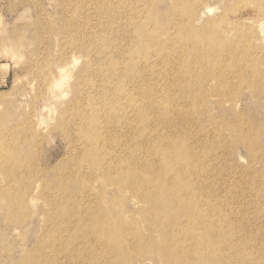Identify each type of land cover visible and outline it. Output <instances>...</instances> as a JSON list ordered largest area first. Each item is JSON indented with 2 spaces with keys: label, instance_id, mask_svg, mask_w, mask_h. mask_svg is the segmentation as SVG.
<instances>
[{
  "label": "rangeland",
  "instance_id": "374dc122",
  "mask_svg": "<svg viewBox=\"0 0 264 264\" xmlns=\"http://www.w3.org/2000/svg\"><path fill=\"white\" fill-rule=\"evenodd\" d=\"M164 1L148 9L152 17L147 26L157 34L164 31L171 41L155 36L138 43L143 13L133 26L127 17L139 5L137 0H0V264H122L116 255L123 256L121 252L131 264H264V184H256L259 189L252 184L264 175V100L247 84L245 74H229L219 82L213 69L220 67V57L203 49L206 41L200 36L212 29L223 46L246 37L251 46H264L254 28L264 17V0H185L182 14L189 3L213 10L198 22L177 25L171 19L174 0ZM179 28L180 46L188 49L176 62ZM132 47L137 54L128 58ZM195 50L198 55L203 51L201 57L195 59ZM155 55L169 63L156 62ZM70 57L75 61L65 67L68 75L51 98L48 77ZM237 67L245 71L242 60ZM229 87L235 94L223 95ZM190 90L196 103L188 106L183 100ZM113 97L118 98V111L135 102L119 116L121 127L114 126ZM138 108V123L140 116H147L158 130L167 131L185 115L196 122V128L186 124V130L226 138L229 152H217L211 159L212 170L222 175L213 194L219 208L236 215L233 239L219 243L208 238L212 246L190 245L168 257L133 245L131 236L127 247L113 248L111 237L92 234H98L92 220L78 231L94 201L113 219L114 229L123 220L126 228L149 234V214L145 219L129 217L131 209L145 213L148 203L139 205L128 197L132 190L121 182L137 172L123 158L138 143L133 132L137 123L132 121ZM232 111L240 115L239 122ZM156 136L153 131L149 141ZM95 145L105 146V152H95ZM147 153L162 173L169 170L163 167L164 154ZM2 155L14 160L23 175H8L14 167ZM108 159L113 163L109 172L93 170ZM152 238L157 235L152 233ZM83 242L97 246L77 249Z\"/></svg>",
  "mask_w": 264,
  "mask_h": 264
},
{
  "label": "bare ground",
  "instance_id": "6f19581e",
  "mask_svg": "<svg viewBox=\"0 0 264 264\" xmlns=\"http://www.w3.org/2000/svg\"><path fill=\"white\" fill-rule=\"evenodd\" d=\"M137 1L139 5L133 7L127 16L129 17L128 21H130L131 26H133L138 16L143 13L144 21L137 31V42L145 43L152 41L156 39L155 36L164 42L171 41V37H168L164 31H162L163 34H157L160 32L152 30L150 26H147L152 17L148 9H150L155 2L165 5V1ZM183 2H185V0H174V5L172 6L175 12L172 13L171 19H173L172 22L176 25L182 21L187 22V24L198 22L202 20L203 16L209 15L213 10V8L208 5L196 6L194 3H189V6L184 12L186 16H183V7H180ZM186 2L188 3L189 0H186ZM254 28L259 32L258 39H264V17H261L259 21L254 24ZM178 30L179 47L178 51L174 54L176 62L183 59L185 51L188 49L180 46V28ZM142 35L146 36L142 38ZM200 36H204L203 38H205L206 41L203 44V49L207 51L208 54L220 57V62L218 63L220 66L219 68H215L214 62L211 61L218 81L223 82L229 74H245L247 84H251L255 90L258 91V97L264 100V69L260 68L264 63L262 58L264 55V46H251L249 37L244 38L238 44L223 46L222 40L214 36L212 29H204ZM216 42H218L217 46H215ZM192 44L193 43H191V45ZM154 50L156 51L155 48ZM196 51L197 50H195V59L201 57L203 53V51H200L201 54L198 55ZM150 53L152 56V51H150ZM134 54L137 53L135 47H132L127 50L126 57L131 58ZM139 55L142 58L145 56L143 52ZM154 60L156 62H163L164 64L169 63L163 57L157 55H155ZM239 60L244 62L245 71L237 67ZM74 61L75 58L70 57L67 62H62L57 65L56 70H52L46 83L47 89H50L51 98L57 95L56 90L60 88L63 84V80L68 75L64 71L65 67L72 65ZM223 63L226 65L225 70L222 67ZM201 64L206 66L207 61L203 60ZM228 64L231 65L230 68H228ZM150 69L154 70V66H150ZM152 85L155 87L154 83ZM123 91L124 90L119 94L120 98ZM191 92L190 90V97L185 101L183 100L185 103L188 101V106L196 103V97L194 95L191 96ZM225 94L234 95L235 91L233 88L229 87L227 91L223 93V95ZM148 96H150L149 92ZM227 97L231 98L230 96ZM117 100V97H113L110 101V104L113 105L111 113L115 122L114 126L121 127L119 116L125 113L127 109L132 108L135 102L131 100L129 106L123 107L122 110L118 111L119 103ZM217 105H221V102H218ZM140 110L141 108H138L136 115L135 112L132 115V121L138 124V126L136 124L133 128V132L136 133V138L138 139V143L133 148L135 152L127 154L123 158L127 167L137 168V172L135 171L132 174L126 175L121 182H128L127 185L132 190V193H130L128 197L135 200L136 203L139 202V205L140 202L148 203V208L147 210L145 209V213L131 209L129 213H133V216L129 217L132 220L139 219L140 217L145 219L146 215L149 214V220L152 226L149 230V234L143 235L139 233L136 230L137 227L132 228L134 231L126 228L123 220L118 221L115 224L117 227L115 226L116 229H114L112 227L113 219L111 218L108 220L103 211L104 207L101 205L98 206L94 201H91L93 208L89 212L90 217L86 222L83 221V225L77 228L78 231L92 220L91 225L96 226V231L98 233L92 234L96 238H104L105 236L111 237V241L113 242L111 247L113 248H118L117 245L119 247H127L129 237L131 236V243L133 245L144 247V249L147 248L148 250L153 249L155 253H168V257L178 252H186L190 245H198L201 248H205L212 246L211 240L214 239L219 243L224 242L227 238L233 239L234 231L238 227L237 225L233 226V224L235 225L236 223L234 220L236 215L231 216L228 210L219 208L213 194L214 188L218 185L217 180L222 175L212 170L214 163L211 159L218 155L217 152H229V147H227L228 144L225 143L226 138H214L212 137V133L203 137V135L198 136L196 132L186 130V124H188L190 128H196V122L185 118V115H182V120L174 123V127L170 125L167 131L158 130L157 127L152 125L150 118L147 116H140L141 123H138V112ZM232 114L234 116V122H239L240 115L234 111H232ZM153 131H156V139L149 141V137ZM235 131L247 134L240 128H235ZM164 138L168 139L164 144H160L161 140L164 141ZM96 141L97 138L95 137L91 139L92 143ZM94 147L96 149H93L95 152H105V146L103 145H95ZM147 152H161L162 155L164 154L166 159L164 160L163 167L169 170H164L165 172L162 173V170L153 163V160L148 159L149 155ZM2 158L14 167L13 171L7 172L8 175H14V177L23 175L24 172L19 170L14 160L10 162L9 158H4L3 155ZM112 168L113 163L108 159L105 165L103 163L97 167H93V170L96 173L100 171L109 172ZM158 172H160V174H158ZM153 175L158 179V185L152 183ZM195 179L197 182H195ZM168 181L169 184H167ZM173 184L177 185L176 190H168L170 185ZM252 184H254L256 189H259L256 184H264V175L257 179L254 178ZM0 209H2V207H0ZM222 217L230 218L235 222L231 223L228 220L222 219ZM152 233H155L157 238H152ZM208 238H211V240H208ZM193 239L197 243H193ZM92 241L93 240H90L89 242ZM94 246H97L96 243L87 244L83 242L81 245L76 244V248L80 250L86 247L93 248ZM120 254L123 256H119V254L116 255L122 260V264H131L130 259H126L124 253L121 252Z\"/></svg>",
  "mask_w": 264,
  "mask_h": 264
}]
</instances>
